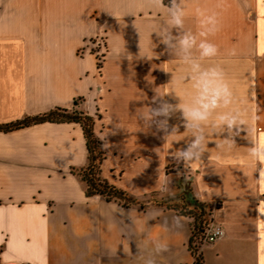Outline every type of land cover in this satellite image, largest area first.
I'll list each match as a JSON object with an SVG mask.
<instances>
[{
	"label": "crops",
	"instance_id": "1",
	"mask_svg": "<svg viewBox=\"0 0 264 264\" xmlns=\"http://www.w3.org/2000/svg\"><path fill=\"white\" fill-rule=\"evenodd\" d=\"M184 8V31L198 39L197 8L219 21L208 37L218 53L205 66L222 69L244 121L231 149L227 133L209 129L201 161L185 166L171 155L190 139L181 112L165 139L139 119L157 93L170 91L176 105L191 91L185 66L156 34L166 16L151 0H0V125L56 108L84 112L95 119L110 185L140 202L175 177L189 180L225 231L203 248V264H264V163L248 156L253 141L264 142V0H184ZM100 33L98 67L91 41ZM86 164L77 123L0 131V264H194L191 217L86 196L77 175ZM156 242L168 250L156 254Z\"/></svg>",
	"mask_w": 264,
	"mask_h": 264
},
{
	"label": "clouds",
	"instance_id": "2",
	"mask_svg": "<svg viewBox=\"0 0 264 264\" xmlns=\"http://www.w3.org/2000/svg\"><path fill=\"white\" fill-rule=\"evenodd\" d=\"M151 3L164 10L166 20L165 27L156 33L165 51L178 57L186 68V78L191 81V91L188 98L179 104H172L165 99L169 94H159L153 98L152 105L148 106L146 112L140 113L139 119L151 128L156 127L157 131L165 133L164 139L176 133L177 127L172 126L169 133V120L179 110L184 120L186 131L190 133V139L186 146L175 149L171 152L172 158L182 162L185 166L201 161L208 145V130L214 134L227 133L222 139L231 149L235 143L233 136L238 135L234 129L244 125L239 112L232 109L233 93L229 84L225 81L224 73L218 66H205V61L211 60L218 53L214 43L209 42L208 37L218 31L219 21L215 13L208 15L197 8V15L203 17L201 20L202 30L199 32V39L191 31L185 29V8L184 0H151ZM199 53L194 56V51ZM118 54L119 49H114ZM105 141V138H101ZM110 145L104 142L103 148ZM248 156L254 160L264 163V142H252L248 149ZM168 246L165 243H155V253L166 252ZM148 264H153L149 260Z\"/></svg>",
	"mask_w": 264,
	"mask_h": 264
},
{
	"label": "trees",
	"instance_id": "3",
	"mask_svg": "<svg viewBox=\"0 0 264 264\" xmlns=\"http://www.w3.org/2000/svg\"><path fill=\"white\" fill-rule=\"evenodd\" d=\"M168 4V0H164ZM75 107L78 105V101L74 103ZM44 122H67L77 123L81 126L87 148V164L77 171V175L81 178L85 184L86 196H100L106 201L118 202L125 207L139 206L143 208L141 202L130 197L124 191L117 189L110 185L101 176V164L104 159V152L101 147V141L94 132L95 119L84 112L74 108L72 110L56 108L42 115L30 117L18 121L16 123L8 125H0V131L8 132L30 125L40 124ZM191 194V193H190ZM193 206L190 207L183 202L181 211L174 208L178 213L189 216L193 219L192 228L193 232H197L202 229L203 224L207 221V215L210 212L205 204L199 203L191 196ZM192 236L190 238V243ZM189 243V246H190ZM194 264H203L201 255L195 256Z\"/></svg>",
	"mask_w": 264,
	"mask_h": 264
},
{
	"label": "built area",
	"instance_id": "4",
	"mask_svg": "<svg viewBox=\"0 0 264 264\" xmlns=\"http://www.w3.org/2000/svg\"><path fill=\"white\" fill-rule=\"evenodd\" d=\"M104 38L102 34H97L91 41V52L95 57L97 66L99 67L104 58ZM225 235L224 228L214 222H210L208 219L203 224L202 229L193 232L192 241L190 243V249L195 256H199L205 246L215 243L222 239Z\"/></svg>",
	"mask_w": 264,
	"mask_h": 264
},
{
	"label": "rangeland",
	"instance_id": "5",
	"mask_svg": "<svg viewBox=\"0 0 264 264\" xmlns=\"http://www.w3.org/2000/svg\"><path fill=\"white\" fill-rule=\"evenodd\" d=\"M168 188V190L159 195H152L145 199H142L140 202L143 207L161 205L163 207H172L181 211V206L183 202L188 206L192 207L193 203L191 200L189 180L184 177H175ZM208 219V215H207Z\"/></svg>",
	"mask_w": 264,
	"mask_h": 264
}]
</instances>
